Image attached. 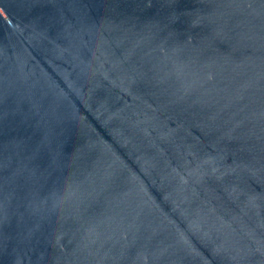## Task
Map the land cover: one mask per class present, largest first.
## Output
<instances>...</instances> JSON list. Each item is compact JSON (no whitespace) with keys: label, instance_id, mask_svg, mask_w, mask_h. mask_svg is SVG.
Returning a JSON list of instances; mask_svg holds the SVG:
<instances>
[{"label":"water","instance_id":"1","mask_svg":"<svg viewBox=\"0 0 264 264\" xmlns=\"http://www.w3.org/2000/svg\"><path fill=\"white\" fill-rule=\"evenodd\" d=\"M0 264H264V0H0Z\"/></svg>","mask_w":264,"mask_h":264}]
</instances>
